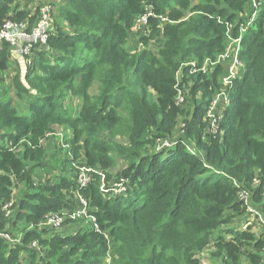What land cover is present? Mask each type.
<instances>
[{"label":"trees","instance_id":"trees-1","mask_svg":"<svg viewBox=\"0 0 264 264\" xmlns=\"http://www.w3.org/2000/svg\"><path fill=\"white\" fill-rule=\"evenodd\" d=\"M258 2L247 25L252 0H63L47 46L19 55L10 82L13 50L4 43L0 264H107L110 253V264H202L205 251L211 264H264V229L253 230L249 210L264 216V0ZM147 11L153 16L137 29ZM34 14L20 0L0 1V26L11 20L33 27ZM226 22L234 23L229 33ZM240 36L242 77L227 90L224 132L214 134L208 113L228 64L212 62ZM56 126L71 131V146L54 178L37 180L36 168L48 167L42 141ZM165 141L174 144L158 148ZM117 156L126 161L116 174L124 196L107 198L99 171L80 189L76 164L105 171ZM16 185L23 195L15 202ZM79 193L87 215L68 217L63 231L47 224V214L82 207Z\"/></svg>","mask_w":264,"mask_h":264},{"label":"built area","instance_id":"built-area-1","mask_svg":"<svg viewBox=\"0 0 264 264\" xmlns=\"http://www.w3.org/2000/svg\"><path fill=\"white\" fill-rule=\"evenodd\" d=\"M252 1L254 3L253 11L250 15V20L247 23V25H249L255 19L256 11H257V8L259 5L258 0H252ZM54 15H55L54 5L52 4L51 1L46 0L41 5H39L38 14H37V24L35 26L30 27L31 25L28 21L21 22V23L14 22L11 20L6 21L2 26H0V50H2L4 43L8 42L11 45V48H15L20 53L19 55H21L23 57V56H30L31 55L32 48L35 44H39V43L41 44L42 43L43 46H47L49 36L51 34L52 29L54 28ZM150 16H153L152 11H147L144 15L139 17L136 21V28L143 30V26L147 24L148 18ZM160 18L163 21L168 20V18H166L164 16H160ZM247 25H246V27H247ZM226 26H227V33H229L234 28V23L226 22ZM246 27L244 26V23L241 24V31H240L241 35L246 30L245 29ZM241 51H243L242 37L241 36L238 38L231 37L229 39V43L227 45L226 51L224 53L220 54L217 57V59L214 62H212L213 64L222 63V62H225L226 64H228L227 74L222 79V83H223V85H225V87L216 95V97L212 103V106L210 108V111H209L210 115H211V112L216 113L212 118H213V120H216V121H214L213 125H215V122H216V127L218 129L217 132L223 131L221 129V123L220 122L222 121V118H223L224 108L227 107L231 101V98H230L231 93L228 92L227 90L229 88L233 89V87L235 85V81L237 79H239L240 77H242L240 70L243 68L244 63L240 58ZM26 62L28 64L32 63L31 59H26ZM192 63H194V64H192ZM192 63H190V64L192 66H195V62H192ZM207 67H208V62L206 61L204 66L201 68V70L205 72ZM197 69L198 68H196V70ZM183 101H184V90L179 89L177 102L182 103ZM219 112H220V114H219ZM209 130L211 132H213L210 128V124H209ZM217 132H215V133L213 132V133L216 134ZM163 144L170 147L174 143L169 142V141H165V142H163ZM15 148H16L15 146H12V149H15ZM82 174L84 175L83 179L79 178V174H78V181L80 182V189L86 187L87 184L91 181V180L89 181V178L86 176V174H84L83 172H82ZM78 197H80V199H81L82 207H79L77 211L72 212V213H69V212L59 213L61 216H59L58 214L56 215L57 216V222H55V224L51 223L50 221H47V224H54L56 226V224H59L62 221V217H64L66 220L68 217L77 218V217H81L83 215H87L88 202H87V200H85L82 197L81 193L78 194ZM241 197L246 202H248L249 193L247 191L246 192L243 191L241 193ZM12 203H13V201L11 203H9L6 208H9L12 205ZM249 210L252 213L259 216V218L264 222V216L262 214L258 213L254 209V207L250 206ZM261 216H263V217H261ZM65 220H64V222H65ZM61 228H59V229H61ZM1 235L4 236L5 238H7L8 240H10L12 243L20 242V240H21L20 237H18V239L13 238L12 236H10L9 234H6V233H3Z\"/></svg>","mask_w":264,"mask_h":264},{"label":"rangeland","instance_id":"rangeland-1","mask_svg":"<svg viewBox=\"0 0 264 264\" xmlns=\"http://www.w3.org/2000/svg\"><path fill=\"white\" fill-rule=\"evenodd\" d=\"M24 2V6H28L33 13L38 14V9H39V5H41L43 2H45L46 0H22ZM52 2V4L55 7V15L57 13V8L60 4H63V0H49ZM253 1L251 4V9L253 8ZM249 11V12H250ZM37 12V13H36ZM247 16V15H246ZM64 26H66L64 24ZM136 41V39H135ZM132 41L131 47H134L136 45V43ZM13 53H12V58H11V68L8 70L9 75H8V81H11V78L13 77V68H16L17 66L19 67L18 63H17V57L20 54L15 48H12ZM194 64V63H192ZM223 65H225V62H222ZM24 65H22L23 67ZM24 69V68H23ZM92 93H96V88L95 86L92 89ZM12 96H14V94L12 93ZM14 98V97H13ZM15 101H17V98H15ZM19 105V104H18ZM23 112V109H22ZM215 112H211L208 113V118L210 119V128L211 130L215 133L218 131L217 127H216V122L215 125H213L214 121L213 120V116L215 115ZM220 114V112H219ZM223 119V118H222ZM53 131H51L46 138L42 141L43 146L46 149V162L48 163V167H41L39 169L36 168L35 171V178L37 180L41 179V180H47V179H52L54 178V174H56V172H58V168H57V164H60L61 160H63V158L65 157V152L69 150L70 145V141H67L68 138H70L71 136V131L66 132L62 127L60 126H56L55 128L52 129ZM117 141H123L122 137L117 135L116 137ZM163 146H166L165 144H158V148H161ZM116 159V163L114 164V166L108 168L107 170H100V169H96V168H92L89 166H85L84 164L80 163V164H76V167L78 168V174H79V178H84V175L82 174V172L84 174H86V176L89 178V181L92 180V175L99 171L101 174V190L102 193L107 197V198H111V197H115V196H124L125 194V185H124V181L123 180H118L117 179V172H119L120 170H122L125 166H126V161L124 160L123 157H115ZM54 166V167H53ZM22 190L20 188V186H15L14 187V201L16 202L17 200H19L22 197ZM86 200V199H85ZM78 201L80 203L81 199L80 197H78ZM57 214L55 215H51V214H47L45 216L46 221H50L51 223L57 222ZM59 216H61L60 214H58ZM253 224V229L254 227H258L257 225H261L264 228V224L260 222L259 216H257L256 214L253 213L252 217H250ZM64 220L65 218L62 217V223L60 222L59 224H56V228H61L59 229V231H63V227H64ZM254 220V221H253ZM239 223V222H237ZM243 227V226H241ZM19 236H16V238L18 239ZM210 251H205L201 256V263L202 264H211V259H210ZM111 261V253L108 255V257L106 258V263L110 264Z\"/></svg>","mask_w":264,"mask_h":264},{"label":"crops","instance_id":"crops-1","mask_svg":"<svg viewBox=\"0 0 264 264\" xmlns=\"http://www.w3.org/2000/svg\"><path fill=\"white\" fill-rule=\"evenodd\" d=\"M20 3H21L22 5H24V2H23L22 0H20ZM261 217H263V216H261ZM257 220H260V222L264 224V222H263L261 219H257ZM253 221H254V220H253ZM242 222L246 224V222H245L244 219H242ZM245 224L243 225L242 228H245V227H246ZM257 226H258V227L255 226L253 230H254L256 233L259 234V233H261V231H262L264 228H263L261 225H257Z\"/></svg>","mask_w":264,"mask_h":264}]
</instances>
